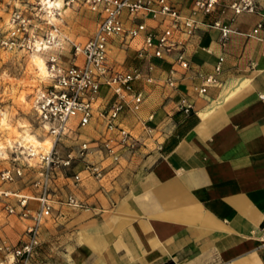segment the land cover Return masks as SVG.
<instances>
[{"label": "crops", "instance_id": "0c3cea01", "mask_svg": "<svg viewBox=\"0 0 264 264\" xmlns=\"http://www.w3.org/2000/svg\"><path fill=\"white\" fill-rule=\"evenodd\" d=\"M170 1L189 15V0ZM232 16L219 8L203 18L220 19L235 31L225 44L217 29L201 26L192 47L191 61L201 74L224 57L220 86L197 97L190 87L199 79L176 67L179 91L167 98L165 90L144 84L147 97L136 114L142 121L152 114L164 135L136 155H124L105 182L85 179L74 186L67 173H56L54 197L70 194L88 208L62 207L59 216L54 211L29 264H264V42L247 36L264 22V0L256 13ZM127 54L134 64V50ZM180 93L192 99L195 112L176 111ZM109 100L102 88L99 109ZM130 114L124 112L123 124L138 131ZM93 127L92 138L104 133L100 120ZM2 189L39 194L34 185ZM28 205L38 207L31 199ZM18 224L25 230L27 221ZM2 225L0 239L23 242L24 232L14 243Z\"/></svg>", "mask_w": 264, "mask_h": 264}, {"label": "built area", "instance_id": "2783aa9c", "mask_svg": "<svg viewBox=\"0 0 264 264\" xmlns=\"http://www.w3.org/2000/svg\"><path fill=\"white\" fill-rule=\"evenodd\" d=\"M189 1L187 16L170 0H26L24 11L10 13L8 39L2 44L29 54L48 52L49 86L36 97L33 108L42 128L54 139L46 153L36 154L31 146L23 148L27 158L37 157L41 165L40 179L34 183L39 190L36 198L2 189L24 176L15 158L12 165L0 169V215H15L28 221L25 239L20 245L0 239V264H29L39 247L41 227L46 220L54 218V211L59 216L62 207L88 208L86 202L70 194L64 198L54 197L51 186L56 173L65 174L77 164L82 169L71 175L74 186L85 179L102 183L124 155L134 156L147 148V143L156 140V125H148L153 123L152 114L144 121L138 120L140 131L123 124L124 112L137 114L144 103L147 97L144 84L160 87L169 98L179 91L177 67L184 74L190 72L199 79L190 87L197 97L220 86L224 57L217 58L211 72L201 74L192 64V47L201 26L217 29L221 44L235 31L220 19L205 23L203 18L219 8L231 11L232 18L254 14L261 0ZM78 4L86 6L97 18L93 32L83 43L73 42L63 30L62 13ZM148 20L156 25L149 26ZM247 36L264 42V22L256 24ZM66 45L70 47V54L64 62L62 51ZM115 49H133L137 61L130 66L116 64L111 58ZM164 62L170 64L167 71L161 69ZM102 88L107 90L110 100L106 107L99 109ZM175 109L190 115L195 112L194 102L187 93H180ZM93 119L100 120L105 127L100 142L82 141L60 155L57 147L61 138L77 134ZM95 153L101 156L99 163L92 161ZM12 198L16 199L15 204L11 203ZM30 199L38 203L37 209L29 207Z\"/></svg>", "mask_w": 264, "mask_h": 264}, {"label": "rangeland", "instance_id": "374dc122", "mask_svg": "<svg viewBox=\"0 0 264 264\" xmlns=\"http://www.w3.org/2000/svg\"><path fill=\"white\" fill-rule=\"evenodd\" d=\"M25 5L26 0H0V169L12 165V159L15 158V164L19 165L23 170H26L25 175L20 180L7 184L18 190L26 186L34 185L40 179L37 173L41 170L37 157L30 159L24 155L23 148L26 147L19 146L18 142L21 141L20 137L23 135H32L42 145L44 142L50 143V147L54 139L42 128L33 108L36 97L49 86V81L46 78L47 72L41 75L31 60V55L33 54L21 50L9 49L2 44L3 40L8 39L9 29L7 21L10 13L14 10L24 11L27 8ZM65 10L66 12L62 13L65 21L64 33L73 42L83 43L91 35L96 26V16L82 4L74 5ZM62 54V60L64 62L68 61V55L70 54V47L68 45L64 46ZM37 55L44 60L46 66L48 52ZM111 58L118 65L130 66L133 62L125 49H115ZM129 118L131 120L135 119L137 122L139 120L136 114H130ZM95 121L77 132V134L62 137L57 147L59 154L64 155L68 149H71V147L76 146L82 141L99 143L104 133L96 139L91 137L94 129V127L92 128L93 123L97 124L98 120L96 119ZM148 125L155 127L153 123H148ZM129 129L134 130L133 126L132 128L129 126ZM137 130L140 131L141 129L139 128ZM155 131V136L165 134V131L162 130L156 129ZM8 141L11 143H8ZM24 143L22 142V144ZM147 144L149 145V143ZM26 146H30V143L28 145L26 144ZM49 149L44 151L42 147L40 148V151L42 150L40 153H46ZM12 152H15V154H12ZM92 161L99 163L101 161L100 154L95 153ZM25 164H29L31 167L28 168ZM81 169L82 167L76 164L67 171V175L71 177L73 171L79 172ZM11 203L15 204L16 199L12 198ZM0 222L3 224L2 227H8L6 233L14 243L17 242L16 240L23 232L25 233V230L18 224L20 223L18 216L2 214ZM43 226L42 230L46 228Z\"/></svg>", "mask_w": 264, "mask_h": 264}, {"label": "bare ground", "instance_id": "6f19581e", "mask_svg": "<svg viewBox=\"0 0 264 264\" xmlns=\"http://www.w3.org/2000/svg\"><path fill=\"white\" fill-rule=\"evenodd\" d=\"M57 5H58V3H57ZM31 60L35 64L36 68L41 73V75H43V74H45V72H47L45 62L39 55H37V54L31 55ZM20 139H21V141L18 142L20 147H24V146L27 147L26 144L28 145L30 143V146H32L33 151L36 154L42 152V150L40 151V148H42V147H43L44 151H47L50 148V145H49L50 143L48 144V142H44V144L42 145V143L39 142L37 139H35V137L32 135H25V136L23 135L20 137ZM22 142H25V143L22 144ZM8 143H11V142L8 141Z\"/></svg>", "mask_w": 264, "mask_h": 264}]
</instances>
